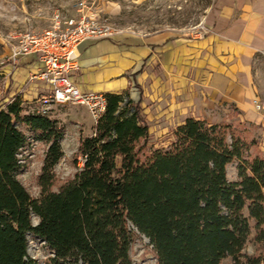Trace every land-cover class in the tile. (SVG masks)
I'll use <instances>...</instances> for the list:
<instances>
[{
  "label": "trees",
  "instance_id": "16d2710c",
  "mask_svg": "<svg viewBox=\"0 0 264 264\" xmlns=\"http://www.w3.org/2000/svg\"><path fill=\"white\" fill-rule=\"evenodd\" d=\"M104 97L93 133L79 137L81 165L75 160L73 177L55 191L64 127L19 96L0 108V264H33L28 235L55 264H132L141 237L155 264H264V155L254 127L188 117L168 148L148 150L140 103L126 93ZM32 141L45 146L36 198L19 180Z\"/></svg>",
  "mask_w": 264,
  "mask_h": 264
},
{
  "label": "crops",
  "instance_id": "0c3cea01",
  "mask_svg": "<svg viewBox=\"0 0 264 264\" xmlns=\"http://www.w3.org/2000/svg\"><path fill=\"white\" fill-rule=\"evenodd\" d=\"M209 29L200 41L162 34H120L82 42L78 46L79 68L71 80L85 93H126L143 109L150 96V80L158 97L163 92L162 80L169 77L175 90L172 99L185 98L189 103L196 98L206 107L234 106L237 118L254 127L264 155V0H217ZM17 63L8 62L0 68V76L12 80L5 102L19 96L23 102L35 103L49 92L47 85L35 78L40 65L31 55ZM28 78L31 82L27 83ZM256 102L262 104L261 111L256 110Z\"/></svg>",
  "mask_w": 264,
  "mask_h": 264
},
{
  "label": "rangeland",
  "instance_id": "374dc122",
  "mask_svg": "<svg viewBox=\"0 0 264 264\" xmlns=\"http://www.w3.org/2000/svg\"><path fill=\"white\" fill-rule=\"evenodd\" d=\"M79 2L85 3V13L120 30L122 35L150 37L162 34L172 39L200 41L210 33L209 26L217 0H0V68L8 64L19 35L42 33L50 26L57 12L64 17L77 15ZM18 65L19 63L16 62L15 66ZM168 78L162 80L163 92L158 97L155 95L153 80H150L148 86L150 96L143 106V115L149 126L148 150L168 148L173 131L184 117L193 115L210 124L235 122L238 116L235 113L238 110L234 113L235 107L229 103L206 107L196 98L189 103L185 98L172 99L171 93L175 90L171 87ZM28 82H31L29 78ZM11 83L10 76H0V108L6 104ZM187 107L191 110L184 111ZM47 111L65 129L61 140L63 157L54 167L53 190L55 191L73 177L76 172L75 160L79 162L78 166L81 165L80 158H77L79 137L91 136L94 123L82 106L51 105L48 106ZM251 133L255 136V129H251ZM44 151L43 144L32 141L21 155L27 163V168L19 176V180L27 192L35 198L39 195L37 176ZM236 175V164L229 165L227 179L235 181ZM32 224H37L35 217L32 218ZM253 234L252 232L244 248L245 253H253L254 244L251 241ZM27 254L33 264H55L51 261L52 254L48 247L30 235L27 236ZM130 257L132 264H155L151 247L143 237L136 239L131 245Z\"/></svg>",
  "mask_w": 264,
  "mask_h": 264
},
{
  "label": "built area",
  "instance_id": "2783aa9c",
  "mask_svg": "<svg viewBox=\"0 0 264 264\" xmlns=\"http://www.w3.org/2000/svg\"><path fill=\"white\" fill-rule=\"evenodd\" d=\"M85 9V3L79 2L77 15L64 17L57 12L42 33L19 35L8 60L15 64L22 57L36 58L40 71L35 78L49 89L36 101L43 112L51 105L82 106L95 124L105 111L106 100L104 94L82 92L71 80V75L79 68L78 46L85 41L112 38L122 32L85 13ZM255 108L261 111L263 106L256 102Z\"/></svg>",
  "mask_w": 264,
  "mask_h": 264
}]
</instances>
